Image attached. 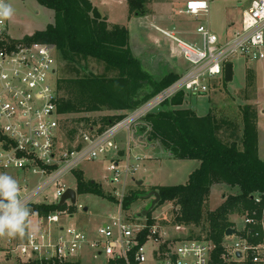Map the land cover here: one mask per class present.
Instances as JSON below:
<instances>
[{
  "label": "built area",
  "instance_id": "1",
  "mask_svg": "<svg viewBox=\"0 0 264 264\" xmlns=\"http://www.w3.org/2000/svg\"><path fill=\"white\" fill-rule=\"evenodd\" d=\"M208 10L207 0H188L179 13L197 18ZM9 27L10 19L0 20V172L17 179L20 196L28 207L59 206L67 190L61 182L64 176L78 170L82 163L117 150L113 137L119 131L128 134L146 114L176 93H207L210 80L222 79L224 65L233 59L264 64V0H250L242 13L241 28L229 39H219L205 24L197 26L198 41L194 43L158 29L174 43L188 68L169 87L120 121L101 133L85 132L69 145L62 127L64 116L58 111L54 48L26 42L24 37L16 39ZM136 169L127 160L123 173L133 174ZM107 170L113 175L111 182H117L118 163L112 161ZM119 197L117 215L109 216L94 231L65 225L66 218L84 209L76 201L66 205L70 202L66 200L62 209L42 217L31 210L28 225L34 220L36 228H27L23 237H0V251L40 264L73 263L87 251L93 260L103 258L106 264H210L212 243L178 234L184 229L179 226L166 227L131 218L123 213V197ZM254 202L260 204L261 199L257 197ZM242 218L243 229L233 235L236 242L222 245L224 259L235 264H264V209L260 213L246 212Z\"/></svg>",
  "mask_w": 264,
  "mask_h": 264
},
{
  "label": "trees",
  "instance_id": "2",
  "mask_svg": "<svg viewBox=\"0 0 264 264\" xmlns=\"http://www.w3.org/2000/svg\"><path fill=\"white\" fill-rule=\"evenodd\" d=\"M36 2L52 11L53 20L43 30L24 37V40L48 44L54 48L57 62L82 67L81 76L57 78L58 111L64 116L62 127L67 144L73 145L85 132L101 133L178 79L177 73L168 72L158 81L151 80L131 52L127 28L109 25L89 0ZM127 2L130 15L142 17L147 13V0ZM89 60L102 63L119 75L114 78L97 77L87 72L86 65H81V62L86 64ZM184 95L180 91L146 114L135 136L147 133L146 140L158 141L173 159L198 162V167L188 175L184 184L156 189L160 198L158 204L175 205L171 226L184 229L201 226L197 235L188 232L187 238L214 245L210 264H235L224 259L222 246L226 230L234 227L232 217L250 211L260 213L264 209V160L257 153V113L251 106H245L242 110L241 146L233 141L224 144L216 136L215 121L209 113L198 116L194 111L180 107ZM105 106L119 114L104 116L100 121L90 123L88 118L79 119L89 124L86 131H79L80 134L75 128L65 125L71 115L99 113ZM73 173L77 194L105 198L99 184L85 181L79 170ZM216 184L226 188L228 194H223L221 204L210 210L206 203L211 187ZM144 196L143 193L131 192L122 199V209L128 210L133 202ZM257 197L261 199L260 204L254 202ZM29 208L42 217L63 207L33 205ZM150 215L151 212L146 216L148 223H152Z\"/></svg>",
  "mask_w": 264,
  "mask_h": 264
},
{
  "label": "rangeland",
  "instance_id": "3",
  "mask_svg": "<svg viewBox=\"0 0 264 264\" xmlns=\"http://www.w3.org/2000/svg\"><path fill=\"white\" fill-rule=\"evenodd\" d=\"M184 1L173 0L167 2L166 11H169V15L171 16L174 14V17L178 19L183 17L184 22L191 24L194 29L195 25L199 23L206 24L203 14L199 15L197 21L190 19L188 16L179 17L177 15V9L183 5ZM213 1L214 7L216 8V15L214 16L211 12L209 16L212 24L220 27L222 24L227 23V21H232L235 22V25H237L236 28L238 29L240 27L238 23L239 17H242V12L247 9L250 0ZM150 3L148 6H152V3ZM5 4L10 5L13 9L9 32L16 39L28 35L31 36L33 32L43 30L53 20L52 11L40 6L36 0H5ZM94 4L98 9L102 10V13L108 11L117 21L121 22L125 19L127 11L125 4L121 0H96ZM223 10L225 11V16L222 14ZM148 13L144 15L146 16ZM148 26L146 25V27ZM146 27L144 26L143 28L145 32ZM232 29L231 27L228 28V36L233 35L234 32L231 35ZM184 39L187 40L189 38L186 36ZM145 42L143 43L142 40L139 44L135 42L130 49L133 56L139 60L142 70L151 80L158 81L168 72L185 70L189 66L181 58L179 53L176 52V54H171L169 57L168 55L159 53ZM172 45L175 47L174 43ZM173 46H171V42H166L161 44L159 48L165 53H171V47ZM231 64L233 66V78L231 82L226 83L223 78L221 81V77L213 78L209 82L210 89L207 93L198 95L185 94L183 104L180 107L190 109L198 116H204L209 113L215 121L216 136L218 139L224 144H229L232 141L236 142L240 147L243 134L242 110L245 106H251L257 113V153L258 157L264 160V64H250L241 59H233L231 60ZM81 65H86L87 72L97 77L114 78L119 75L116 70L109 69L102 63L93 60H89L86 64L81 62ZM82 74V67L80 66L75 67L72 64H65L62 61L57 62V77L71 78L77 75L81 76ZM104 108L99 113L71 115L68 117L69 119L65 125L75 128L77 133L80 134L79 131H86L89 124L86 125L80 122L79 119L88 118L90 123L91 121H100V118L104 116L119 114L118 112L110 110L107 106ZM167 108L168 106L164 109ZM170 108L173 107L170 106ZM140 126L141 123L136 124L128 134L125 130L119 131L113 137V142L117 150L112 151L106 157H100L94 161L82 163L78 167L83 179L99 184L106 196L102 198L91 194H77L76 204L83 206L87 210L84 211L83 209L82 211L79 209L71 218H66L64 220L66 226L76 227L81 224L83 226L82 229L94 231L100 224L106 222L109 216L117 215L119 196L122 195L125 198L131 192L143 193L146 196L152 191H157L156 189L160 187L184 184L188 175L198 167L197 161L173 159L158 141L148 142L146 140L147 133H142L139 138H135V134L138 133ZM140 144L144 148L137 149L136 146L140 147ZM143 149H147L146 154L152 159L149 160L150 162H145L142 159ZM259 149L262 150L261 155H259ZM119 152H124V155L119 157ZM135 158L138 159L136 160ZM127 160L130 165L137 166V169L133 174H126L125 176L123 166ZM112 161L118 163L120 172L118 181L114 183L111 182L112 173L107 170V167ZM105 178H108V180ZM135 181H140L142 184L138 185ZM61 182L67 189L76 191V177L74 173L71 172L64 176ZM233 191L235 192L237 190ZM223 194H228L226 188L217 184L213 185L207 199V209H216L221 204ZM145 196L133 202L128 210H122L123 213L131 218L147 220L146 216L139 217L138 215L146 210L153 200V197ZM66 205H70V202H67ZM175 211L176 208L173 203H164L161 205L157 203L151 210L150 219L153 224L172 227V216H174ZM242 217L243 215L232 217L234 227L230 229L236 230V233L244 227ZM27 228L31 231L34 230L36 223L30 221ZM200 230L201 226L197 228L192 227V229L180 230L178 234L187 236L188 232H191L197 235ZM230 237L232 236H225V238ZM236 240L235 236H233L228 240V243L234 244ZM224 243L228 244L226 240H224ZM26 262L23 258L21 260L18 259L16 255L9 256L7 253L0 251V264H25ZM74 262L80 264H106L103 258L93 260L88 251L85 252V255L80 261Z\"/></svg>",
  "mask_w": 264,
  "mask_h": 264
},
{
  "label": "crops",
  "instance_id": "4",
  "mask_svg": "<svg viewBox=\"0 0 264 264\" xmlns=\"http://www.w3.org/2000/svg\"><path fill=\"white\" fill-rule=\"evenodd\" d=\"M89 1L92 4V6L97 10V12L100 14V16L103 19H105V21L109 25H111V26H122V27L127 28L129 36H130V40H129L130 48H132L133 43L137 42L139 44V43H141V40H142L143 43L146 41L145 43L149 44L151 47H153V49L157 50L161 54L168 55L169 57L171 56V54H176V52L178 53L176 47H174L172 45V43H171V46H173V47H171V53H169V52L165 53V52L160 50L159 46L161 44L166 43V42L170 43V41L167 40V38H165L158 31V29L171 32V33L175 34L176 37H178V38H180L186 42L194 43V42L198 41V38L196 35V28L201 23L195 25V29H194V27H192L191 24L184 22L183 17L181 19H178V18L174 17V14H173V16L169 15V11H166L167 10L166 4H167V2H171L173 0H151V3H152V6L150 5L151 7L148 6L150 3V0H147L149 2H148V4L146 3L147 4L146 8H147V12H149V13L146 16L144 15L142 17H134V16L130 15L129 6H128V2H127L128 0H121L125 4V8L127 11L125 19L121 22L117 21L114 17H112V15L108 11L107 12L104 11L102 13V10L98 9L97 6H95V4H94V2H96V0H89ZM187 1L188 0H185L183 5L177 9V15H179V17L186 16L184 14H180L179 11L184 8L185 3ZM207 2L209 5V10H208V13L206 15H203L205 18V22H206L205 25H207V27L211 30V32L213 34H215L216 36H218L219 39H221V40L229 39L231 36H228V32H227L228 28L229 27L233 28L231 30V35L234 31L239 30L241 28V18L242 17L241 16L239 17L238 23H239L240 27L238 29L236 28L237 25H235V22H232V21H227V23L222 24V26H220V27L215 26V24H212V21L209 18V16L211 15V12L214 14V16L216 15V8L214 7V1L213 0H207ZM222 14L225 16L224 10H223ZM188 17L190 19H193L194 21H197L199 16L197 18L190 17V16H188ZM11 22H12V20H11ZM146 25L147 26L149 25V26L146 27ZM144 26L146 27V32H145V29H143ZM28 36H30V35H28ZM186 36L189 39H187V40L184 39ZM187 68L188 67H186V69ZM185 70H180V71L177 70V72H175V73H177L180 76ZM221 81H222V79H221ZM209 89H210V86H209ZM135 138H139V137L135 136ZM141 147L144 148V146L142 144H140V147L136 146L137 149H141ZM261 151L262 150L259 149V155L262 154ZM146 152H147V149H143V151H142L143 158L142 159L145 162H150L149 160H152V159H151V157H149L148 154H146ZM135 182L137 184L138 181H135ZM30 221H34V220H30ZM79 226L83 228V226L81 224H79ZM230 239L231 238H228L225 240L228 241Z\"/></svg>",
  "mask_w": 264,
  "mask_h": 264
},
{
  "label": "clouds",
  "instance_id": "5",
  "mask_svg": "<svg viewBox=\"0 0 264 264\" xmlns=\"http://www.w3.org/2000/svg\"><path fill=\"white\" fill-rule=\"evenodd\" d=\"M13 9L0 0V20L10 19ZM17 179L7 172H0V237H23L28 226L31 209L20 196Z\"/></svg>",
  "mask_w": 264,
  "mask_h": 264
},
{
  "label": "water",
  "instance_id": "6",
  "mask_svg": "<svg viewBox=\"0 0 264 264\" xmlns=\"http://www.w3.org/2000/svg\"><path fill=\"white\" fill-rule=\"evenodd\" d=\"M233 78V66L231 63H226L223 68V79L224 82L229 83L232 81ZM124 155V152H119L118 156L122 157ZM138 185L142 184L140 181L137 182ZM145 197H153V200L151 201L150 205L146 210H144L141 214H138L140 216H147L153 207L159 202V195L156 191H152L149 194H147ZM66 200H69L71 204H74L76 201V191L72 189H67L65 193L62 195L59 206L63 205ZM87 209L85 208L84 211ZM236 234V230L234 229H227L225 232V236H233ZM236 257L239 258L240 254L237 253Z\"/></svg>",
  "mask_w": 264,
  "mask_h": 264
}]
</instances>
